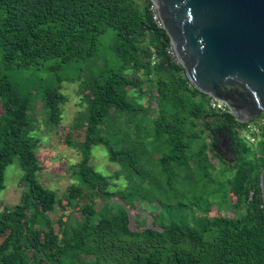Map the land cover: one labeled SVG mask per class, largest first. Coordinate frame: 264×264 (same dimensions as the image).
I'll use <instances>...</instances> for the list:
<instances>
[{
	"label": "trees",
	"instance_id": "1",
	"mask_svg": "<svg viewBox=\"0 0 264 264\" xmlns=\"http://www.w3.org/2000/svg\"><path fill=\"white\" fill-rule=\"evenodd\" d=\"M152 6L150 0H0V193L16 159L24 172L19 203L0 211V264H264V158L248 155L238 132L246 124L211 109V97L190 83L169 53L170 38L154 20ZM105 39L112 58L101 53ZM54 59L60 62L48 64ZM73 61L86 68L65 78L61 66ZM42 71L50 76H38ZM65 82L80 83L87 108L75 125L85 129L83 140L69 142L81 154L75 172L84 187L73 183L61 198L38 179L43 167L36 153L34 104L40 99L46 121L58 127L67 101ZM136 94L149 105L139 103ZM121 114H143L147 124L134 125L120 148L122 141L111 134L123 133ZM132 122L134 117L127 119ZM225 139L234 160L223 155ZM147 140L167 145L161 164L170 182L173 172L190 166L187 153L195 141L202 142L194 155L199 166L211 158L234 166L232 216L204 211L194 225L181 220L133 228L128 208L148 196L127 193L130 184L112 190L111 182L125 171L146 177L143 183L154 182L138 168V152ZM100 145L124 169L110 176L95 170L90 161ZM58 209L57 229L50 213ZM68 209L81 218L66 214Z\"/></svg>",
	"mask_w": 264,
	"mask_h": 264
},
{
	"label": "rangeland",
	"instance_id": "2",
	"mask_svg": "<svg viewBox=\"0 0 264 264\" xmlns=\"http://www.w3.org/2000/svg\"><path fill=\"white\" fill-rule=\"evenodd\" d=\"M101 53L108 58L114 56L110 48L109 39L104 40ZM57 62H60V60L54 59L48 61V64ZM80 67L86 68V63L73 61L70 64H62L60 74L65 76V78L75 77ZM38 76L48 78L50 73L42 71ZM14 78L20 80L21 75L17 74ZM35 80L38 81L37 77ZM62 91L67 96V101L62 107V120L58 127H54L46 121L47 114L40 99L35 101L34 104V116L36 118V132L34 134L40 139L36 153L40 165L43 167L38 173V179L44 187L55 191L61 198L64 197L68 187L73 183L84 187L79 178L76 179L75 172V166L80 161L81 154L69 142L74 143L83 140L85 129L83 127H76L75 125L78 118L87 108V103L83 99V89L79 82H65ZM135 96L136 98L139 97L138 94ZM146 98H143V96L139 97V103L148 106L149 100ZM3 114L4 109L0 101V116ZM155 114V111L151 112L152 117ZM131 116L134 117V122L127 124V119L132 118ZM119 118L123 120L124 131L122 134L115 133L114 136L111 134V138H113V141L115 139L116 141H122L119 144L121 148L126 146L128 141L127 136L131 134L134 125H137L139 122L147 124V121L143 114L138 118L134 115L121 114ZM109 126L104 127L106 132ZM151 128L149 132L152 130ZM238 132L241 139L247 143L248 155L255 154L258 160L264 158V134L258 136L257 143L250 144L247 136H251V134L246 130V125L240 126ZM124 139L125 142H123ZM141 141H144V139H141ZM201 143V141L192 143V148L187 153L191 159L190 166L184 165L181 169L173 172L171 174V182L169 181V176L167 177V174L163 172V165L161 164V158L168 152V147L164 142L155 143L151 140H147L143 149L138 152L140 158L138 168H143L148 174L152 175L154 182L149 183L147 181L143 183L147 180L144 179L146 177H140L135 172L131 174L129 171H125L118 182L112 180V190H125L130 184V188L126 190L127 193L148 196L146 198L148 200L145 199L142 202L135 200V208H128L133 228H136L137 225L145 228L146 226L153 227L156 225L155 223L167 224L170 222H180L181 220H189L194 225L197 218L204 211H211V216L218 215L216 211H222L221 215L229 214L232 216L233 210L229 207V192L230 183L236 173L235 168H233L234 166L226 165L217 158H211L209 162L203 161L201 166H199L198 159L194 158V155L201 146ZM241 160L239 159L238 163ZM90 164L95 170L108 176L117 170H121L123 167L120 163H112L110 161L109 150L103 145L94 147ZM205 166L206 168H204ZM23 176L24 172L19 160L16 159L6 169V189L0 193V211L6 206H14L19 203L24 190ZM115 183H117V187ZM115 199L112 198L111 200L115 201ZM99 204H101V200H99ZM166 206L171 207V209H166ZM61 213L60 209L54 213H50L57 229L59 228L58 219ZM65 213L74 219L81 218V214L73 209H68ZM137 217L141 221V224L137 222ZM158 229H161V227H158Z\"/></svg>",
	"mask_w": 264,
	"mask_h": 264
},
{
	"label": "water",
	"instance_id": "3",
	"mask_svg": "<svg viewBox=\"0 0 264 264\" xmlns=\"http://www.w3.org/2000/svg\"><path fill=\"white\" fill-rule=\"evenodd\" d=\"M150 1L190 83L242 124L264 115V0Z\"/></svg>",
	"mask_w": 264,
	"mask_h": 264
},
{
	"label": "built area",
	"instance_id": "4",
	"mask_svg": "<svg viewBox=\"0 0 264 264\" xmlns=\"http://www.w3.org/2000/svg\"><path fill=\"white\" fill-rule=\"evenodd\" d=\"M152 11L154 12V20L157 22L159 27H163L162 21L159 17L157 8L155 5L152 6ZM169 53L172 56H175L174 48L171 47L169 49ZM211 109L221 112V113H231L228 105L218 99L211 98L210 101ZM246 130L251 134V136H247V140L250 144H255L258 142V136L264 134V115H261L256 120L252 121L249 124H246Z\"/></svg>",
	"mask_w": 264,
	"mask_h": 264
},
{
	"label": "flooded vegetation",
	"instance_id": "5",
	"mask_svg": "<svg viewBox=\"0 0 264 264\" xmlns=\"http://www.w3.org/2000/svg\"><path fill=\"white\" fill-rule=\"evenodd\" d=\"M230 145H231L230 141L226 140V139L224 141H222V143H221V146L223 148V155L227 159H228V157L230 158L233 156V154H232L233 151L231 150ZM227 150H229V152ZM232 160H234V159H232Z\"/></svg>",
	"mask_w": 264,
	"mask_h": 264
}]
</instances>
